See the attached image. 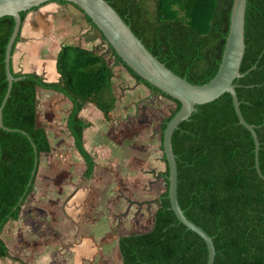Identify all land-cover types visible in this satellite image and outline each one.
<instances>
[{
	"label": "trees",
	"instance_id": "16d2710c",
	"mask_svg": "<svg viewBox=\"0 0 264 264\" xmlns=\"http://www.w3.org/2000/svg\"><path fill=\"white\" fill-rule=\"evenodd\" d=\"M107 1L146 48L173 72L194 84L206 83L214 76L225 45L233 0ZM38 7L21 12L22 23L26 14ZM84 16L100 34L107 50L63 44L55 58L56 81H47L36 72H16L11 58V71L19 79L13 82L2 114L4 126L12 130L0 128V232L8 220L19 217L21 205L34 187L39 155L51 150L46 128L38 119V89L60 93L70 101L66 128L85 162V178H91L95 161L83 145V131L90 122L81 118L79 112L85 104L92 103L106 120L110 119L116 102L112 85L115 66H122L141 84L175 103L161 123V132L180 107L179 101L127 67L90 18ZM13 25L12 16L0 18V104L7 88L5 47ZM19 40L20 32L12 55ZM245 45L240 71L244 73L254 64L256 67L234 81L235 90L243 117L255 126L260 142L259 166L264 175V0H248ZM196 108L172 135L179 205L190 220L212 237L216 251L213 264H264V181L254 167L250 132L238 123L229 93ZM32 144L38 154L33 177ZM163 159L166 162L164 156ZM167 174L166 165L161 173L166 190L158 199L151 228L119 236L121 264H206L204 240L186 229L169 208ZM7 255L8 248L0 237V258Z\"/></svg>",
	"mask_w": 264,
	"mask_h": 264
},
{
	"label": "rangeland",
	"instance_id": "374dc122",
	"mask_svg": "<svg viewBox=\"0 0 264 264\" xmlns=\"http://www.w3.org/2000/svg\"><path fill=\"white\" fill-rule=\"evenodd\" d=\"M32 13L26 14V30H22L14 48L12 63L16 72L34 71L49 81L56 77L53 62L63 44H79L100 52L107 50L100 34L71 4L50 2L41 6L36 16L32 17ZM109 61L113 62L111 58ZM114 71L112 85L116 102L110 119L105 120L92 104L89 108L93 111L87 108L85 114L92 119L87 132V147L96 160L97 174L92 184H84L80 178L83 160L74 150L73 140L66 131V118L71 108L69 100L54 91L38 90V119L46 128L51 151L40 154L35 188L28 197L29 202L23 204L19 217L8 220L0 232L8 248L7 258L0 259V264H121L115 247L118 236L151 228L158 199L166 190L161 175L166 169L161 123L171 114L175 103L158 92L151 94L149 88L122 66H115ZM79 187L68 202V195ZM97 187L100 192L95 196ZM46 197L53 208L47 204ZM42 202L46 204L42 206ZM89 204H104L110 211L108 217L102 208L97 209L101 219L98 215L91 217L90 212L95 210L90 209L88 213ZM51 209L54 211L49 215ZM38 215L44 216L39 219L40 223L46 222L40 230H36ZM93 218L102 220L103 226L98 229L95 225L89 234L91 238L95 234L99 236L92 243L90 237L80 240L87 231L84 224L92 222ZM32 235L50 236L48 239L53 242L60 240L58 248L68 243L69 249L57 252V248H49L50 252L44 257L37 256L39 250L34 247L36 239Z\"/></svg>",
	"mask_w": 264,
	"mask_h": 264
},
{
	"label": "water",
	"instance_id": "95a60500",
	"mask_svg": "<svg viewBox=\"0 0 264 264\" xmlns=\"http://www.w3.org/2000/svg\"><path fill=\"white\" fill-rule=\"evenodd\" d=\"M51 1L59 0H0V18L10 15L14 19V25L5 47L4 68L7 81L5 95L0 104V128L12 130L3 124V108L10 96L13 82L18 80L11 71V58L15 41L19 35L22 19L21 12L43 5ZM77 6L98 31L103 35L105 41L112 47L122 62L129 67L137 76L148 82L152 87L158 89L165 95L179 101L180 107L166 122L161 134V147L168 169L167 174V197L170 209L177 220L186 229L200 236L207 248L206 264H213L215 247L212 237L199 225L190 220L181 208L177 198L178 169L176 155L172 148V135L182 121L197 110V106L217 99L223 93H229L232 99L238 123L250 132L254 142V167L258 176L264 181V175L259 166L260 142L258 140L255 126L248 123L242 115L240 101L238 99L234 81L243 77L256 67L252 65L246 72L240 71V66L245 53V22L248 0H233L228 33L225 40L221 60L214 76L203 84H194L185 76H180L169 69L155 55H153L131 30L130 26L123 20L118 12L107 0H63ZM154 90H151V94ZM24 134L25 132L22 131ZM35 151L34 166L31 176L35 174L38 154ZM31 177V179H32ZM31 180L28 183L30 185Z\"/></svg>",
	"mask_w": 264,
	"mask_h": 264
},
{
	"label": "crops",
	"instance_id": "0c3cea01",
	"mask_svg": "<svg viewBox=\"0 0 264 264\" xmlns=\"http://www.w3.org/2000/svg\"><path fill=\"white\" fill-rule=\"evenodd\" d=\"M51 2H53V1H51ZM48 3H50V2H48ZM55 3H57V2H55ZM47 4V3H46ZM43 5H45V4H43ZM43 5H41V6H43ZM41 6H39L37 9H35V10H32V11H29V12H33L32 13V17L33 16H36V14H37V10L41 7ZM23 29H25L24 28V21H23V23H22V27H21V30H20V34H22V32L24 31ZM23 30V31H22ZM26 30V29H25ZM20 41V40H19ZM85 48H87V47H85ZM88 49H90V48H88ZM58 52V51H57ZM57 54V53H56ZM13 56V55H12ZM13 64V63H12ZM53 65H54V67H53V71H54V73L56 74V77H53V79L52 80H49V81H56L57 79H58V73L56 72V69H55V60H54V62H53ZM32 72H34V71H32ZM37 73V72H36ZM39 74V73H38ZM48 81V80H47ZM143 85V84H142ZM114 88V87H113ZM38 90H44V89H38ZM49 91H51V90H49ZM38 92V91H37ZM57 93V92H56ZM58 94H60V93H58ZM62 95V94H61ZM65 97V96H64ZM66 98V97H65ZM67 99V98H66ZM68 100V99H67ZM70 102V101H69ZM71 104V103H70ZM90 104H92V103H87V104H85V106L81 109V111L79 112V116L81 117V118H83L84 120H87V121H89L90 122V126H88L84 131H83V145H84V148L86 149V151L94 158V154H92L90 151H89V149H88V147H87V142L89 141V139H87V132H88V130L90 129V127L92 126V119H90L89 117L87 118V117H85V114H86V110H87V108H89V105ZM88 106V107H87ZM93 104H92V108H93ZM95 107V106H94ZM92 108H89V109H91L92 110ZM96 108V107H95ZM97 109V108H96ZM114 110V109H113ZM112 110V111H113ZM93 111V110H92ZM111 111V112H112ZM101 112V111H100ZM102 113V112H101ZM102 117L104 118V116H103V114H102ZM109 117H110V113H109ZM105 119V118H104ZM106 120V119H105ZM94 124V123H93ZM66 131H67V128H66ZM68 132V131H67ZM68 134H69V132H68ZM69 136H70V134H69ZM71 137V136H70ZM72 138V137H71ZM72 140H73V138H72ZM73 148H74V150L78 153V155L80 156V158H82L81 157V155L79 154V152L77 151V149L75 148V145H74V142H73ZM51 151V150H50ZM47 153H49V152H47ZM39 157H40V155H39ZM82 160H83V158H82ZM95 161V167H96V160H94ZM83 165H84V169L80 172V178H81V180L83 181V183L84 184H86V183H91L93 180H92V178L94 177V174L96 173L97 174V172L95 171V167H94V171H93V174H92V176H91V178H85L84 176H83V174H84V171H85V168H86V166H85V162H84V160H83ZM38 167H39V164H38ZM37 172H38V170H37ZM95 174V175H96ZM36 176H37V174H36ZM34 182H35V180H34ZM83 184V185H84ZM92 184V183H91ZM87 185H89V184H87ZM34 188H35V184H34V187H33V190H34ZM80 189V187L78 188V189H76L75 191L73 190L72 192H71V194L70 195H68V199H67V201L68 200H70V198L74 195V194H76L77 192H78V190ZM33 190L29 193V195L33 192ZM99 192H100V187H97V194H95V196L96 195H98L99 194ZM29 195L27 196V198L25 199V201L23 202V204L26 202L27 203V201H28V197H29ZM53 196H57V194H54ZM52 196V198H54ZM36 197V195L34 196V198ZM58 197V196H57ZM46 199H47V201L49 200V198L48 197H46ZM45 199V200H46ZM29 202V201H28ZM69 202V201H68ZM23 204L21 205V207L23 206ZM32 204V203H31ZM46 203H44V202H42V206H44ZM47 204H49L50 206H51V208H53V203H50L49 201L47 202ZM66 204H67V202H66ZM113 204H116L115 202H113ZM103 206V207H102ZM107 206V205H106ZM71 207H72V204H71ZM71 207H70V210H71ZM112 207H113V205H112ZM42 208V207H41ZM75 208H77V206L76 207H74V209ZM99 208H102V212L105 214V217L107 216L108 217V213H110V211L108 210V209H106V207L104 206V204H101V206H97V205H92V204H89V207H87V212L89 213V210L90 209H92V210H95L94 212H90V214H91V217H94L95 215H98L99 216V218L101 219L102 218V216L100 215V214H97V209H99ZM73 209V210H74ZM21 210V209H20ZM107 210H108V212H107ZM53 209H51L50 211H49V215L51 214V213H53ZM20 214V213H19ZM40 214H41V212H40ZM57 214V213H56ZM76 214V213H75ZM74 214V216L76 217V219H77V216ZM108 214V215H107ZM69 216L71 215L70 213L68 214ZM41 216H43V215H41ZM41 216H37V220H38V227L36 228V230H40L41 229V227L44 225V223H46V222H41L40 223V218H41ZM72 216V215H71ZM44 217V216H43ZM69 221H71L70 220V218H68L67 217V215L65 216ZM81 217V215H79V218ZM80 219H83V218H80ZM100 219H97V220H95L94 218L92 219V222H89L88 224L87 223H85L84 225L87 227V231L83 234V236L82 237H80V240L82 239V238H84V237H90V242L92 243L93 242V240H94V238H97V236H99V234H95V237L94 238H91L92 236H91V234H89V233H91V228H93L95 225L96 226H98L99 228L98 229H100V226L102 225L103 226V223L101 222L102 220H100ZM56 221V220H55ZM54 221V222H55ZM49 222V221H48ZM86 222H88V221H86ZM47 224H49V223H47ZM36 230H33V231H36ZM55 229H53L51 232H53ZM120 235H124V234H120ZM119 235V236H120ZM33 237V239L35 240L36 239V241H34V242H36L35 244H34V247H36L39 251H38V254H37V256H42V257H44V255H46V254H48L50 251H49V248H53L54 250L57 248V252H62L63 251V249L64 248H66V250H68L69 249V247H68V243L67 244H65L66 245V247H64L63 245H62V247L61 248H58L60 245L58 244V243H61L60 242V240H57L56 242H53L52 240H49L48 238L50 237V236H44V237H34V235H32ZM119 236H118V238H119ZM118 238H117V240L115 241V247H116V249L118 250ZM48 239V240H47ZM47 240V241H46ZM43 241H45V242H43ZM91 249H89L88 248V251H89V253L88 254H90L91 253V251H90ZM118 253H119V251H118ZM55 255L54 256H56L57 254H56V252L54 253ZM8 256V255H7ZM7 256L6 257H4V258H7ZM41 257V258H42ZM120 257V256H119ZM4 258H0V259H4ZM31 258V257H30ZM85 258H88L87 256L85 257ZM43 259V258H42ZM82 259H83V257H82ZM31 261H32V258H31V260H30V263H31ZM120 261H121V259H120Z\"/></svg>",
	"mask_w": 264,
	"mask_h": 264
},
{
	"label": "flooded vegetation",
	"instance_id": "af4514ba",
	"mask_svg": "<svg viewBox=\"0 0 264 264\" xmlns=\"http://www.w3.org/2000/svg\"><path fill=\"white\" fill-rule=\"evenodd\" d=\"M152 89H150V91H151ZM154 92H156L155 90H154Z\"/></svg>",
	"mask_w": 264,
	"mask_h": 264
}]
</instances>
